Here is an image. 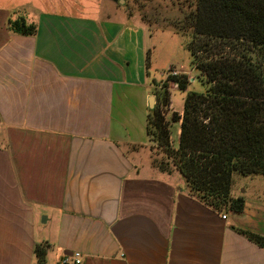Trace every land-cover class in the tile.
<instances>
[{
    "label": "crops",
    "instance_id": "obj_1",
    "mask_svg": "<svg viewBox=\"0 0 264 264\" xmlns=\"http://www.w3.org/2000/svg\"><path fill=\"white\" fill-rule=\"evenodd\" d=\"M38 1L0 0V264H39L43 243V264H264L237 230L264 237L262 175L231 184L243 210L219 213L142 159L150 31L103 0ZM20 17L33 35L10 28Z\"/></svg>",
    "mask_w": 264,
    "mask_h": 264
},
{
    "label": "trees",
    "instance_id": "obj_2",
    "mask_svg": "<svg viewBox=\"0 0 264 264\" xmlns=\"http://www.w3.org/2000/svg\"><path fill=\"white\" fill-rule=\"evenodd\" d=\"M185 22L192 29L191 63L204 78V91H189L182 114L173 116L180 120V133L171 148L161 109L170 102V85L185 90L188 80L185 73H168L153 91L156 105L147 116V135L167 149L189 196L219 213L240 212L244 199L231 196L233 173L264 176V0H196ZM9 26L22 35L36 31L22 17ZM237 230L264 247L263 236ZM48 248L35 246L39 264Z\"/></svg>",
    "mask_w": 264,
    "mask_h": 264
},
{
    "label": "rangeland",
    "instance_id": "obj_3",
    "mask_svg": "<svg viewBox=\"0 0 264 264\" xmlns=\"http://www.w3.org/2000/svg\"><path fill=\"white\" fill-rule=\"evenodd\" d=\"M102 4V14H106L112 6H116L119 10H122L124 19L139 23L150 31L148 40L149 73L155 86L153 91L160 90L168 73L175 71L177 74L181 72L186 74L188 80L186 89L178 90L175 84H171L169 88L170 102L161 109L169 133V144L171 148H176L180 120L174 121L173 116L182 114L183 101L189 91L199 93L204 91L202 84L204 78L191 63L192 57L188 49V43L192 39V29L186 26L187 23L185 22L186 17L195 10L196 0H124L122 5L118 2L112 3L111 0H103ZM41 5L45 10L54 9L61 12H70L71 10L70 0H42ZM88 5L93 6L90 0H87L84 4V6ZM31 6L33 7V5ZM80 11L77 10V12ZM84 13L91 14L95 12L87 9L84 10ZM180 27L183 28V33L176 31ZM144 148L147 150L145 151L147 155L141 154L143 160H147L148 157L151 166L162 172L175 175L177 170L174 161L166 155L167 149L157 141L154 134L149 135V140ZM262 177L264 178V176ZM231 184L234 189L237 187L249 189L250 180L248 176L233 173Z\"/></svg>",
    "mask_w": 264,
    "mask_h": 264
},
{
    "label": "built area",
    "instance_id": "obj_4",
    "mask_svg": "<svg viewBox=\"0 0 264 264\" xmlns=\"http://www.w3.org/2000/svg\"><path fill=\"white\" fill-rule=\"evenodd\" d=\"M172 75H176L177 73L175 71L170 72ZM222 218H225V215H222ZM81 262V255L79 252H74L71 256L64 257L60 264H80Z\"/></svg>",
    "mask_w": 264,
    "mask_h": 264
},
{
    "label": "water",
    "instance_id": "obj_5",
    "mask_svg": "<svg viewBox=\"0 0 264 264\" xmlns=\"http://www.w3.org/2000/svg\"><path fill=\"white\" fill-rule=\"evenodd\" d=\"M114 2H118L119 4H123L124 3V0H112ZM155 106V97L154 96H150L148 98V107H149V110L153 109Z\"/></svg>",
    "mask_w": 264,
    "mask_h": 264
}]
</instances>
